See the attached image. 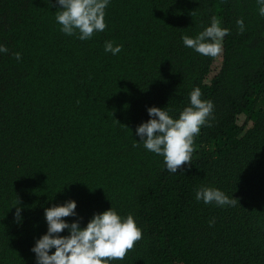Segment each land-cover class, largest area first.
I'll return each mask as SVG.
<instances>
[{
    "label": "trees",
    "instance_id": "obj_1",
    "mask_svg": "<svg viewBox=\"0 0 264 264\" xmlns=\"http://www.w3.org/2000/svg\"><path fill=\"white\" fill-rule=\"evenodd\" d=\"M58 7L0 0V44L9 49L0 54V264H36L30 249L47 231L44 209L69 199L78 216L65 219L81 227L111 206L134 216L142 239L113 264H264L257 0H111L106 29L85 41L60 30ZM213 18L229 29L222 52L185 47L182 37ZM106 41L121 52L106 53ZM196 87L214 119L194 138L191 163L171 174L163 157L133 146L135 130L152 106L178 117ZM201 186L235 206L197 201Z\"/></svg>",
    "mask_w": 264,
    "mask_h": 264
},
{
    "label": "clouds",
    "instance_id": "obj_2",
    "mask_svg": "<svg viewBox=\"0 0 264 264\" xmlns=\"http://www.w3.org/2000/svg\"><path fill=\"white\" fill-rule=\"evenodd\" d=\"M58 10L55 12L56 22L61 25V31L68 36L77 35L81 41L90 40L94 33L103 32L106 9L111 0H55ZM259 15L264 17V0H257ZM238 30L245 31L243 19L236 21ZM229 29L220 26L215 18L195 37L183 36L185 47L191 48L200 55L217 57L222 52V42ZM121 45L106 41L104 51L118 55ZM9 49L0 44V54L8 53ZM17 61L21 59L19 52L15 53ZM199 87L189 93L188 106L179 112L178 117L170 115V109L149 107L150 117L137 126L134 147L143 145L144 149L163 157L166 170L177 173L178 169L191 163L194 152V138L202 127H211L214 119V103L201 98ZM197 201L206 205L218 207L235 206L236 199L229 198L223 191L210 186H201L196 191ZM75 200H66L62 204L44 209L47 231L35 240L30 249L35 255L36 264H113V261L123 260L127 252L134 248L136 242L142 239V229L134 216H122L111 206L108 210L93 214L86 226L81 227L79 219L69 222L65 218L77 217ZM22 209L17 207L15 217L21 221ZM215 219L209 221L213 226ZM67 230V235H61ZM54 249V251H53Z\"/></svg>",
    "mask_w": 264,
    "mask_h": 264
}]
</instances>
